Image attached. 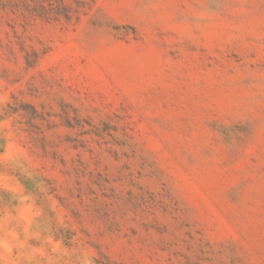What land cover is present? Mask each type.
<instances>
[{
  "label": "rangeland",
  "instance_id": "374dc122",
  "mask_svg": "<svg viewBox=\"0 0 264 264\" xmlns=\"http://www.w3.org/2000/svg\"><path fill=\"white\" fill-rule=\"evenodd\" d=\"M0 264H264V0H0Z\"/></svg>",
  "mask_w": 264,
  "mask_h": 264
}]
</instances>
